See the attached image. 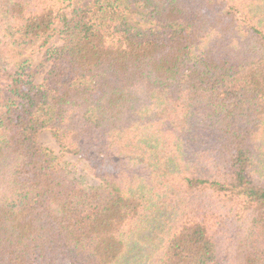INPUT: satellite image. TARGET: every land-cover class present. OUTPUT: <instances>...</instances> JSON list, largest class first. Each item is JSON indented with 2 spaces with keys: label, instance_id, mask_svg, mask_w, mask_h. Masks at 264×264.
Masks as SVG:
<instances>
[{
  "label": "trees",
  "instance_id": "16d2710c",
  "mask_svg": "<svg viewBox=\"0 0 264 264\" xmlns=\"http://www.w3.org/2000/svg\"><path fill=\"white\" fill-rule=\"evenodd\" d=\"M0 264H264V0H0Z\"/></svg>",
  "mask_w": 264,
  "mask_h": 264
},
{
  "label": "rangeland",
  "instance_id": "374dc122",
  "mask_svg": "<svg viewBox=\"0 0 264 264\" xmlns=\"http://www.w3.org/2000/svg\"><path fill=\"white\" fill-rule=\"evenodd\" d=\"M92 0H75V3L90 2ZM138 12V10H137ZM139 15H133L132 18H138ZM60 41L55 37L50 41L48 47H42V42H36L34 44H28L22 47H10L8 52V59L13 63H21L25 60H30L31 73L37 82H40L44 76V73L49 69L50 63L45 60V53L48 48L60 45ZM37 142L40 145L51 150L57 155L61 161L67 164L76 174L88 185H96L98 182L92 177V172L86 164L80 160L78 156L71 154H64L61 151L58 143L48 132H42L37 137Z\"/></svg>",
  "mask_w": 264,
  "mask_h": 264
}]
</instances>
